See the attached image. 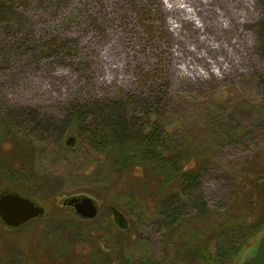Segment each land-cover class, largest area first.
<instances>
[{
  "label": "rangeland",
  "instance_id": "rangeland-1",
  "mask_svg": "<svg viewBox=\"0 0 264 264\" xmlns=\"http://www.w3.org/2000/svg\"><path fill=\"white\" fill-rule=\"evenodd\" d=\"M13 2L20 20H0V195L32 198L45 214L18 231L0 220V264H192L175 260L158 214L173 187L142 169L116 174L114 149L81 131L92 117L80 126L71 113L118 98L145 128L158 123L199 139L208 119L234 112L242 126L259 127L253 140L264 143V0ZM53 40L59 50H41ZM154 92L158 111L149 118ZM240 149L226 150L225 160ZM236 186L227 170L209 172L210 216L249 214L246 197L230 198ZM81 196L96 201L95 219L63 205ZM196 215L188 210V229Z\"/></svg>",
  "mask_w": 264,
  "mask_h": 264
},
{
  "label": "trees",
  "instance_id": "trees-1",
  "mask_svg": "<svg viewBox=\"0 0 264 264\" xmlns=\"http://www.w3.org/2000/svg\"><path fill=\"white\" fill-rule=\"evenodd\" d=\"M14 4L13 0H0L1 21L17 23L20 20ZM24 46V42L19 41L14 51ZM38 46V42H34L30 48ZM59 46L53 40L40 48L53 53L61 48ZM155 95L156 92L147 105L149 118L158 111L153 110ZM155 100L156 105L162 104L164 97L161 95V99L156 97ZM129 108L118 98L101 108L87 104L83 112L75 110L71 113V121L80 122L81 126L92 117V124H85L81 131L89 133L100 147L114 149L117 158L113 171L116 174L142 169L163 185L173 187L170 193L160 198L158 214L164 218L169 230V243L174 246L176 261L183 263L181 258H190L192 264H235L251 249L253 240L264 234V143L255 144L257 141L253 140L259 127H244L241 115L236 117L234 112L223 111L208 119L206 134L199 139H189L182 132L180 135L158 123L145 128L135 117L128 116ZM257 112L263 113L262 109ZM252 143L256 148H252ZM237 147L241 152L235 155L233 162L225 160L228 157L226 150ZM241 156L243 161L236 164ZM221 170H227L236 179L237 186L232 188L230 196L232 202L246 197L247 204L251 205L250 215L236 217L234 209L218 216L208 214L209 207L203 195L204 180L209 172ZM189 209L197 215L193 218V227L188 229L184 223ZM251 215L253 219L250 220ZM2 225L10 231L19 229ZM20 263L24 264V260ZM139 264L158 263L147 258Z\"/></svg>",
  "mask_w": 264,
  "mask_h": 264
},
{
  "label": "water",
  "instance_id": "water-1",
  "mask_svg": "<svg viewBox=\"0 0 264 264\" xmlns=\"http://www.w3.org/2000/svg\"><path fill=\"white\" fill-rule=\"evenodd\" d=\"M63 205L72 207L75 214L85 220L95 219L98 215L97 203L89 196L67 199ZM44 214L45 209L29 198L15 193L0 195V220L8 228L17 229ZM242 264H264V234L258 238L254 252L249 253Z\"/></svg>",
  "mask_w": 264,
  "mask_h": 264
},
{
  "label": "flooded vegetation",
  "instance_id": "flooded-vegetation-1",
  "mask_svg": "<svg viewBox=\"0 0 264 264\" xmlns=\"http://www.w3.org/2000/svg\"><path fill=\"white\" fill-rule=\"evenodd\" d=\"M69 207V206H68ZM72 208V207H71ZM73 209V208H72ZM74 211V210H73Z\"/></svg>",
  "mask_w": 264,
  "mask_h": 264
}]
</instances>
